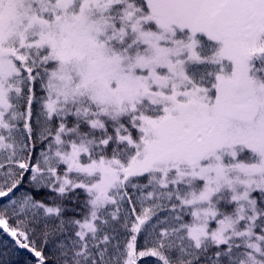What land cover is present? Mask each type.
Here are the masks:
<instances>
[{
    "label": "snow or ice",
    "instance_id": "6c2138e0",
    "mask_svg": "<svg viewBox=\"0 0 264 264\" xmlns=\"http://www.w3.org/2000/svg\"><path fill=\"white\" fill-rule=\"evenodd\" d=\"M19 250L264 264V0H0V264Z\"/></svg>",
    "mask_w": 264,
    "mask_h": 264
},
{
    "label": "trees",
    "instance_id": "16d2710c",
    "mask_svg": "<svg viewBox=\"0 0 264 264\" xmlns=\"http://www.w3.org/2000/svg\"><path fill=\"white\" fill-rule=\"evenodd\" d=\"M3 238L11 242L10 237L3 236ZM29 260H34V257H32L31 254L27 253L25 250H19L18 255L13 257L14 264H28ZM141 264H154V258H144V260L141 261Z\"/></svg>",
    "mask_w": 264,
    "mask_h": 264
}]
</instances>
